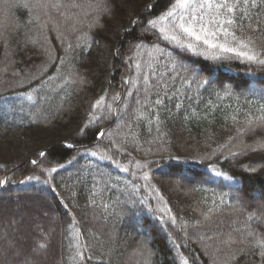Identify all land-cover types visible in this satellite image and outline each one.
<instances>
[{
    "label": "trees",
    "instance_id": "1",
    "mask_svg": "<svg viewBox=\"0 0 264 264\" xmlns=\"http://www.w3.org/2000/svg\"><path fill=\"white\" fill-rule=\"evenodd\" d=\"M175 4L0 0V264H264V65L178 47Z\"/></svg>",
    "mask_w": 264,
    "mask_h": 264
},
{
    "label": "snow or ice",
    "instance_id": "2",
    "mask_svg": "<svg viewBox=\"0 0 264 264\" xmlns=\"http://www.w3.org/2000/svg\"><path fill=\"white\" fill-rule=\"evenodd\" d=\"M261 5H264V0H176L174 9L179 8L183 11H169L168 15L163 19L167 20L169 17L175 16L177 18L176 22L169 29L161 28L159 31L161 33L168 30L175 32L178 29L181 39H177V35H173L170 40L175 42L178 47L197 55L206 54L199 51L202 43L210 50L212 59H220L225 53H234L247 61L264 65V59H260L250 49L249 43L237 38L235 31L232 30L234 27L243 25V21L246 18L244 13L249 7H259ZM237 9L240 10L239 24L237 23ZM157 22L156 20H151L148 23L152 29H155ZM221 36L225 38L224 42L220 41ZM229 37H231V40L237 41V47L230 46ZM164 39L167 40L168 38L164 37ZM185 39L189 42H182ZM137 47H140V45H137ZM241 48L247 50L241 51ZM153 74L155 75V72ZM204 83L207 84L208 81L205 80ZM100 103L101 101H97V105ZM157 103H162V101H157ZM232 119L235 120V116ZM252 123L249 120V125ZM260 127L264 129V123H261ZM100 135H103V133H100ZM261 146L264 147V145ZM41 155L44 154L41 153ZM124 170L127 171V169ZM207 219H210V217L205 215V220ZM249 235H253V233H249ZM257 243L264 247V240H259ZM46 249V243H40L37 247L32 248L29 255L25 257L24 264H45L42 257ZM77 254L81 257L83 256V253L78 252ZM261 255L264 256V252Z\"/></svg>",
    "mask_w": 264,
    "mask_h": 264
}]
</instances>
